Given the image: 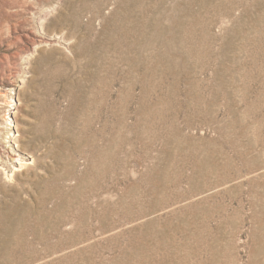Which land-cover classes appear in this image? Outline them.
<instances>
[{"label":"rangeland","instance_id":"obj_1","mask_svg":"<svg viewBox=\"0 0 264 264\" xmlns=\"http://www.w3.org/2000/svg\"><path fill=\"white\" fill-rule=\"evenodd\" d=\"M0 264H264V0H0Z\"/></svg>","mask_w":264,"mask_h":264}]
</instances>
